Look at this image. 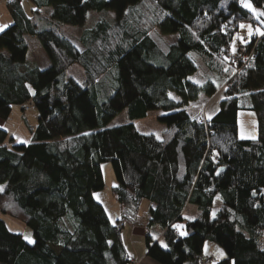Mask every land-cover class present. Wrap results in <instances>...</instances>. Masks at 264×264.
Wrapping results in <instances>:
<instances>
[{
	"label": "trees",
	"instance_id": "16d2710c",
	"mask_svg": "<svg viewBox=\"0 0 264 264\" xmlns=\"http://www.w3.org/2000/svg\"><path fill=\"white\" fill-rule=\"evenodd\" d=\"M5 6L11 25L0 31V121L13 106L37 117L27 144L0 128V214L33 239L0 219V264H133L121 231L139 225L145 202L148 226L161 230L160 239L144 236L157 264H198L206 243L224 255L216 264H264V0ZM90 13L107 16L95 18L75 45L60 26L83 29ZM246 25L261 33L246 35ZM155 35L174 40L164 45ZM32 42L47 58L44 70L27 62ZM73 67L82 85L68 77ZM199 71L222 85L190 81ZM107 78L113 93L99 102L96 89ZM218 92L224 99L211 119L188 111ZM124 110L131 122L162 112L161 138L133 123L106 128ZM240 112L255 115L256 139L238 137ZM103 164L115 179V223L93 198L105 188ZM187 207L196 208V219L184 218Z\"/></svg>",
	"mask_w": 264,
	"mask_h": 264
},
{
	"label": "rangeland",
	"instance_id": "374dc122",
	"mask_svg": "<svg viewBox=\"0 0 264 264\" xmlns=\"http://www.w3.org/2000/svg\"><path fill=\"white\" fill-rule=\"evenodd\" d=\"M24 7L26 11H29L30 5L28 3H24ZM111 17H113V14L111 12H106ZM99 16H107L104 14L99 15L98 13H90L88 15V22L85 25L83 29L78 28H72V27H65L60 26V30L62 31V34L68 38L72 43L77 45L78 43V37L81 35V33L86 29L90 28L95 18H98ZM11 25L10 17L7 13L6 6H5V0H0V31L6 29ZM245 32V31H244ZM246 34V33H245ZM249 35V34H246ZM156 36V35H155ZM156 40H159L161 44L168 45L171 43L174 38L172 37H161L156 36ZM32 42L31 45L32 48L29 49L27 54V62L29 64L35 63L39 67H43L44 64H46V59L44 53L37 47V45H33ZM202 72L199 71L198 74L192 76L189 78L190 81H192L195 84L202 85L206 81H212V83H215L216 85H222V82L219 79H216L214 76L208 75V77H203ZM68 77L75 80L79 85H82L84 76L82 71L78 67H73L68 72ZM96 94L98 96L99 102H104L107 99V95L112 94L113 92V84L110 78H107L104 80V83L96 89ZM224 99L223 93L218 92L212 99L208 100L206 98H201L199 101H197L194 105L188 107V111L193 115L194 113H200L205 116L207 119H211L213 117L219 107V102ZM23 109L18 106H13L11 109V114L9 118L5 121V129L9 132L10 135L15 137L16 144H21L22 141H26L29 136V127L36 124V117L37 113L35 110H30V112L24 113L22 111ZM192 111V112H191ZM164 114L162 112H149L146 116V118L142 120H137L131 122L128 115V110H124L122 113H120L116 118L111 120L107 125L106 128H114L119 127L123 125H127L130 123H133L136 129L139 133L143 135H153L156 138L160 139L161 135L164 131V125H162L158 119L163 116ZM239 119H238V137L240 139L245 140H253L257 138V130H256V118L255 115L251 112H240L239 113ZM11 139V137L9 136ZM103 178H104V190L95 193L93 198L97 200L102 201V206L106 211L107 217L110 218L111 222L118 219L119 216V210L120 207L116 203V201L113 199L111 194V187L115 185V179L114 175L111 169V166L109 164H103L101 166ZM148 207V204L145 202L143 203V206L141 208L140 212V220L138 222L137 227H142L143 229L148 232L152 238L160 239L161 230L159 227L148 226V216L146 215L145 209ZM215 213V211H214ZM198 215V212L196 208L194 207H187L186 208V214L184 215V218L187 220H194L196 219ZM0 219H2L7 228L12 233H23L24 239L28 243H32V233L29 229H27L23 224L9 218L2 216L0 214ZM132 230L131 227L125 226V231H121V235L123 234V239L126 241V238L130 242V237L127 233H130ZM180 234L183 235V232L179 230ZM142 240V245L145 246L144 237ZM131 244V242H130ZM204 255L206 257L214 258L215 260L219 261L220 259H224V255L222 251L217 247L216 245H213L212 243H206L204 246Z\"/></svg>",
	"mask_w": 264,
	"mask_h": 264
},
{
	"label": "crops",
	"instance_id": "0c3cea01",
	"mask_svg": "<svg viewBox=\"0 0 264 264\" xmlns=\"http://www.w3.org/2000/svg\"><path fill=\"white\" fill-rule=\"evenodd\" d=\"M244 31L246 34H249L248 36L261 33L259 28H255V27H252L250 25H246L244 27ZM45 59H46L45 60L46 64H44L43 67H39L37 65L42 70L49 67V63L47 61V58L45 57ZM20 108H22V107H20ZM5 125H6L5 122L0 121V128L4 129L8 133V135L11 137V139H13V142L16 144V141H15L16 138L9 134V132L5 129ZM35 125H33L31 127H35ZM29 141H30V131H29V136H28L27 140L22 141L21 144H27V143H29ZM113 187H114V185H113ZM113 187H111V189ZM95 200L99 204H102V201L100 199L99 200L95 199ZM119 216H120V210H119ZM118 219L114 220L112 223H115ZM110 222H111V220H110ZM122 231L124 232L125 228ZM125 233L129 235L131 244L127 238H126V241H124V239H123L124 235L123 234L121 235V240H122V243L124 245L127 256L132 262H135V264H157L156 262L152 261L151 259H149L147 257L145 246L142 245V240H140V239H143V237L145 236V233H146L145 229H143L142 227H140V228L135 227L134 229L131 230L130 233H127V231ZM18 234H21V233H18Z\"/></svg>",
	"mask_w": 264,
	"mask_h": 264
},
{
	"label": "built area",
	"instance_id": "2783aa9c",
	"mask_svg": "<svg viewBox=\"0 0 264 264\" xmlns=\"http://www.w3.org/2000/svg\"><path fill=\"white\" fill-rule=\"evenodd\" d=\"M241 52H243L242 50H241ZM232 59L234 60V61H238L239 60V56H238V54H234L233 55V57H232ZM29 106H26L25 108H24V111H28L29 110ZM216 260L215 259H213V258H209V257H202L199 261H198V264H216ZM133 264H135V262H132Z\"/></svg>",
	"mask_w": 264,
	"mask_h": 264
},
{
	"label": "snow or ice",
	"instance_id": "6c2138e0",
	"mask_svg": "<svg viewBox=\"0 0 264 264\" xmlns=\"http://www.w3.org/2000/svg\"><path fill=\"white\" fill-rule=\"evenodd\" d=\"M217 199H219V197H217Z\"/></svg>",
	"mask_w": 264,
	"mask_h": 264
}]
</instances>
